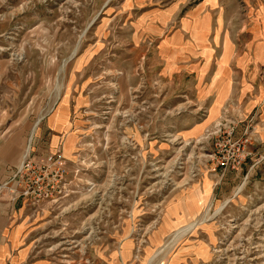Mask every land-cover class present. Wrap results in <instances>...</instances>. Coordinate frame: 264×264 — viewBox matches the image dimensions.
Listing matches in <instances>:
<instances>
[{"label":"rangeland","instance_id":"rangeland-1","mask_svg":"<svg viewBox=\"0 0 264 264\" xmlns=\"http://www.w3.org/2000/svg\"><path fill=\"white\" fill-rule=\"evenodd\" d=\"M204 1L0 0L2 264H264V100L219 108L211 85L264 0H218L225 35L202 41Z\"/></svg>","mask_w":264,"mask_h":264},{"label":"crops","instance_id":"crops-1","mask_svg":"<svg viewBox=\"0 0 264 264\" xmlns=\"http://www.w3.org/2000/svg\"><path fill=\"white\" fill-rule=\"evenodd\" d=\"M202 5L199 12H203V16L197 18L196 23H192V35H225L224 24L227 18L222 15L223 11L218 6L219 1L205 0ZM253 31L255 32L251 30V33L254 34L252 50L246 48L242 51V54H245L238 66L235 67V63L230 66L229 62L232 61L233 56L229 59L223 55L219 69L213 74V83L211 84L213 99L218 101L219 108L222 106L221 103L228 98L234 99L238 103L246 100L247 104L248 101H252V109L264 100V33L261 30L258 32L257 29H253ZM230 49L232 47L226 48L225 52L223 50V54L231 52ZM236 52L234 51V53ZM9 244L11 245V243ZM11 253L7 254L0 250V264L12 259Z\"/></svg>","mask_w":264,"mask_h":264},{"label":"bare ground","instance_id":"bare-ground-1","mask_svg":"<svg viewBox=\"0 0 264 264\" xmlns=\"http://www.w3.org/2000/svg\"><path fill=\"white\" fill-rule=\"evenodd\" d=\"M197 37H198L197 38L198 40L206 41V39H203V37H201V36H197ZM226 48L227 49L230 48V45L227 44L226 47H225V49ZM66 106H67V102L66 101H64V102H62L60 104L59 108L55 112L54 119H55L56 122L64 123L63 125L68 126L69 123H68V121L66 122V117H67V113H66V108L67 107ZM34 132H35V128L33 129L32 133H34ZM180 162H182V158H179L178 160H175L173 162L170 170L167 173H165V174H159V176H157V177L160 178V181L157 184H160L161 185L160 186L161 188L167 189L168 186H172V184L175 185V186H177V187H179L178 184L176 183V180H175V177H174V173H176V171H178L179 173L177 172L176 175L177 174H180V171H183L186 168V167H182V166H187V163L186 162L185 163L184 162L180 163ZM167 221H168V219L165 221V224L167 223ZM152 227H153V225L150 228L146 229V233L149 230H151ZM191 227H194V224H191V225L187 226L186 228L177 231L173 235V237H172L173 238L172 239L173 242L174 241H177V239L180 237V235H182L183 233H185L188 230H190ZM86 231L89 233V236L86 237L87 240H90L91 241L92 239H95L97 237L96 236V232L92 229V227L89 228ZM140 236H141L140 237V240L138 241V248H139V250L141 249L142 245L145 243V240H144L145 235L140 234ZM167 246H168V243H166V244L164 243L163 246L160 248L158 254L161 253V252H163V250L166 249ZM218 249H219V251H218L219 253H222V255H227V253L226 254L224 253V251L222 250V248H218ZM132 251H133V248H132V244L131 243L128 242V243L124 244V246H123V252H121V257L124 260L130 258L132 256ZM158 254L156 253L155 255L157 256ZM233 255L235 257L236 256H242V258H243L246 254L243 252V253H236V254L234 253Z\"/></svg>","mask_w":264,"mask_h":264},{"label":"built area","instance_id":"built-area-1","mask_svg":"<svg viewBox=\"0 0 264 264\" xmlns=\"http://www.w3.org/2000/svg\"><path fill=\"white\" fill-rule=\"evenodd\" d=\"M15 180H16V176H14V177L12 178V180H11L9 183L14 182ZM43 183H44V180L41 179V180H40V184H42V187H41L40 190L46 189V191H47L48 188H47V187H44V184H43ZM52 189H53V188H52ZM52 189H51V190H52ZM39 193H40V195H42L43 192H42V191H39ZM12 194L16 195L17 193H16V192H12ZM17 197H18V196H17Z\"/></svg>","mask_w":264,"mask_h":264}]
</instances>
